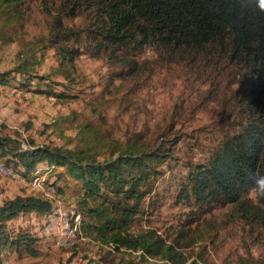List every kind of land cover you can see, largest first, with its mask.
<instances>
[{
	"label": "trees",
	"instance_id": "1",
	"mask_svg": "<svg viewBox=\"0 0 264 264\" xmlns=\"http://www.w3.org/2000/svg\"><path fill=\"white\" fill-rule=\"evenodd\" d=\"M32 1L0 0V34L6 44L24 36L34 12ZM34 8L44 21V32L23 43L14 68L0 75V86L18 78L22 88H29L33 79L48 80L36 74L48 51L58 62V74L68 81L75 60L83 55L104 60L116 79L123 74L140 76L152 68L141 61L148 50L157 55L160 65L181 64L215 82L219 77L223 86L216 85V93L222 95L218 103L222 114L227 112L230 131L205 162L188 163L177 198L202 214L229 207V216L250 236L260 238L263 248L258 257L238 258L235 264H264V197L252 194L255 178L264 176V8L259 0H39ZM37 92L65 97L50 85ZM78 136L80 144L70 149L33 142L22 149L23 143L0 137V159L25 180L38 164L45 165L57 182L63 177L58 169H65L82 194L73 220L88 236L112 243L115 251L139 253L159 264H208L185 256L154 230L129 232L146 213L143 203L155 191L160 167L176 160L178 137L159 134L147 141L106 143L88 124ZM51 179L46 183L55 186ZM53 210L48 199L35 195L3 198L0 258L11 253L35 255L37 239L25 231L14 232L11 224L34 214L45 217V225ZM72 218L70 228L78 231ZM199 234L187 237L184 247L205 239V233Z\"/></svg>",
	"mask_w": 264,
	"mask_h": 264
},
{
	"label": "rangeland",
	"instance_id": "2",
	"mask_svg": "<svg viewBox=\"0 0 264 264\" xmlns=\"http://www.w3.org/2000/svg\"><path fill=\"white\" fill-rule=\"evenodd\" d=\"M37 1H32L34 12L25 26L24 36L6 44L0 34V75L14 68L24 42L43 34L44 21L34 8ZM156 56L149 50L141 56V61L152 65L151 70L147 68L137 77L123 74L122 78L116 79L112 74L114 70L104 60L83 55L75 60L72 81H68L58 74V62L52 51H48L44 63L36 69L37 75L48 77V80L33 79L29 88H22L18 78L8 86H0V137L23 143L22 149H27L30 142L37 146L70 149L80 144L78 131L86 124L97 132V139H104L106 143H125L128 139L138 138L147 141L159 134L168 139L178 137L176 160L160 167L155 191L143 203L146 213L133 223L129 232L138 235L154 230L165 243L173 245L185 256L201 258L208 264H235L238 258L258 257L263 252L260 238L250 236L247 228L243 229L229 216V207H218L202 214L203 211H196L192 205L177 198L188 173V163L205 162L224 133L230 131V121L225 120L227 112L223 115L218 103L222 95L216 93V88L221 89L223 84L218 81L219 77L215 82L181 64L160 65ZM45 85L64 93L65 97L58 99L38 93L37 90H45ZM1 159L0 201L17 195H35L48 199L52 207L60 208L70 219L75 215L82 194L65 169H58L63 177L57 182L53 176L50 178L51 171H47L45 165L38 164L35 170L41 183L33 188ZM49 179L55 186L46 183ZM51 188L55 195L49 194ZM57 188L61 192H57ZM44 220L45 217L34 214L16 219L11 230L25 231L37 239L33 246L36 254L11 253L1 257L0 264L160 263L156 259L144 260L139 253L124 249L115 251L112 243L88 236L73 218L72 227L79 229L72 236L78 237L80 242L71 248L60 247L54 237L41 234ZM199 233H205V239L196 240L185 248L186 238H196Z\"/></svg>",
	"mask_w": 264,
	"mask_h": 264
},
{
	"label": "bare ground",
	"instance_id": "3",
	"mask_svg": "<svg viewBox=\"0 0 264 264\" xmlns=\"http://www.w3.org/2000/svg\"><path fill=\"white\" fill-rule=\"evenodd\" d=\"M4 170H7V169L4 168ZM0 172H1V170H0ZM37 174H38V171L34 174L36 176L35 177L32 176L29 180H25L23 178H21V179L23 182H25V181H26V183L29 182L28 184L31 187L36 188V187H39V185L41 183V181H40L41 178H39V176L37 177ZM21 179H19V180H21ZM55 193L56 192L53 188L49 189L50 195H55ZM59 213H60V223H63V224L61 225L60 234L54 235V234H51V231L48 227V217L50 215H58ZM70 221H71L70 216L69 215L65 216L64 213L61 212V209L56 207L55 210H53V212L47 216L46 221H45V225H44L43 230H42V235H44L46 237H49V236L55 237V239H56V241H58V244L60 247H63L66 249L71 248L74 245L78 244L80 242V239L78 237L72 236L71 233H77V229L76 228H72V229L70 228Z\"/></svg>",
	"mask_w": 264,
	"mask_h": 264
},
{
	"label": "clouds",
	"instance_id": "4",
	"mask_svg": "<svg viewBox=\"0 0 264 264\" xmlns=\"http://www.w3.org/2000/svg\"><path fill=\"white\" fill-rule=\"evenodd\" d=\"M259 4L261 8H264V0H259ZM252 194L257 197H264V176L255 178Z\"/></svg>",
	"mask_w": 264,
	"mask_h": 264
},
{
	"label": "built area",
	"instance_id": "5",
	"mask_svg": "<svg viewBox=\"0 0 264 264\" xmlns=\"http://www.w3.org/2000/svg\"><path fill=\"white\" fill-rule=\"evenodd\" d=\"M8 171V170H5ZM60 223V213L58 215H50L48 217V227L51 231V234L59 235L61 232V225Z\"/></svg>",
	"mask_w": 264,
	"mask_h": 264
},
{
	"label": "crops",
	"instance_id": "6",
	"mask_svg": "<svg viewBox=\"0 0 264 264\" xmlns=\"http://www.w3.org/2000/svg\"><path fill=\"white\" fill-rule=\"evenodd\" d=\"M31 216H32V215H31ZM31 216H30V217H31ZM32 217H33V216H32Z\"/></svg>",
	"mask_w": 264,
	"mask_h": 264
}]
</instances>
